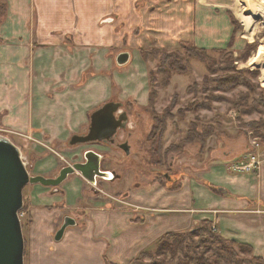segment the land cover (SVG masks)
Returning a JSON list of instances; mask_svg holds the SVG:
<instances>
[{"label": "crops", "instance_id": "1", "mask_svg": "<svg viewBox=\"0 0 264 264\" xmlns=\"http://www.w3.org/2000/svg\"><path fill=\"white\" fill-rule=\"evenodd\" d=\"M2 1L0 133L25 161L34 157L28 161L31 175L54 177L76 162L68 155L80 158L89 150L101 157L100 169L113 175L93 185L73 174L58 187L34 184L23 193L29 214L25 264H130L166 233L186 232L203 220L264 262V138L256 136L255 170L235 169L251 150L244 132L217 142L211 134L209 150L198 148L191 173L176 188L152 180L128 191L121 189L115 168L134 154L132 139L141 132L135 110L128 112V153L113 143H70L87 132L90 114L107 101L148 109V58L142 51L176 50L182 42L206 50L241 48L235 21L252 29L243 7L235 0ZM122 52L129 62L118 66ZM126 67L131 73L123 79ZM122 195L130 204L116 200ZM66 217L75 223L56 241Z\"/></svg>", "mask_w": 264, "mask_h": 264}, {"label": "rangeland", "instance_id": "2", "mask_svg": "<svg viewBox=\"0 0 264 264\" xmlns=\"http://www.w3.org/2000/svg\"><path fill=\"white\" fill-rule=\"evenodd\" d=\"M250 1L253 4L257 3L259 13H256V6L253 9L248 5L249 1L235 0V6L240 5L244 8L245 14L251 15V31L247 32L240 20L236 23V29L243 44L239 49L227 48L222 49L221 52L208 51L206 62L187 58L184 55L185 51L181 48L158 49L161 53L164 51L167 54L175 51L180 53L187 69L185 73H175L169 69L170 77L166 83L164 81L166 74L160 71V68H164L159 59L152 57L150 51H145L147 52L146 58H148L143 59L147 66V83L154 96L152 106L148 105V109L141 111L137 110L130 101L122 103L127 112L135 110L138 116L137 126L141 130L139 135L132 139L134 154L120 159L122 166L116 165L115 168L120 175L118 180H121L122 190H132V184L136 183L140 186H150L152 180L157 181L159 185H177L183 175L191 173L193 163L199 157L196 153L200 145H202L200 152L204 153L209 150L206 143L211 134L217 142L224 136L232 139L236 133L244 132L250 138L248 139L251 140L250 143L253 141L259 143L256 136L264 135V57H256L259 50L264 52V0ZM246 35L252 37L251 40ZM230 63L244 71L242 76L252 87L241 84L226 91L216 88L214 79L232 73L223 69ZM127 67L121 69L123 79L131 73ZM213 95L222 98H213ZM199 103H206L210 108H201L198 106ZM200 110L207 111L200 112ZM244 110L247 111L243 112ZM157 119H163L165 123V129L159 139H157L159 130L155 125L153 131L151 128L152 122ZM249 123L258 126L251 128ZM196 131L201 132L202 137L206 136L205 140L202 137L200 140L201 135H197ZM152 134L156 135L155 139L152 138L153 140L149 139ZM137 141H141L139 149ZM28 157L26 158L28 161L34 160L31 154ZM67 158L75 159L76 162L82 160V156L79 158L68 155ZM28 161L25 162L29 171ZM67 162L70 163L68 159ZM169 180H172V183L168 184ZM32 187V184H28L23 193L28 195ZM24 199L23 194V201ZM116 200L130 204L129 198L123 195L116 197ZM23 205L25 207L24 202ZM28 217V211L25 209L20 215L23 236ZM198 226L200 224L194 227Z\"/></svg>", "mask_w": 264, "mask_h": 264}, {"label": "water", "instance_id": "3", "mask_svg": "<svg viewBox=\"0 0 264 264\" xmlns=\"http://www.w3.org/2000/svg\"><path fill=\"white\" fill-rule=\"evenodd\" d=\"M118 66L129 62V54L119 53L115 59ZM122 103L107 101L90 114L87 132L73 135L71 144L95 142L113 143L118 129H125L127 114L120 112ZM125 153L129 152L127 143L119 145ZM83 161L61 167L54 177L31 175L27 170L21 151L8 137L0 134V264H24L25 240L19 212L23 208V189L28 184L46 187L60 186L70 175L80 174L91 184L96 178L112 179L111 172L100 169L101 157L92 150L85 151ZM71 217H66L56 231L54 239L59 241L66 228L74 225Z\"/></svg>", "mask_w": 264, "mask_h": 264}, {"label": "trees", "instance_id": "4", "mask_svg": "<svg viewBox=\"0 0 264 264\" xmlns=\"http://www.w3.org/2000/svg\"><path fill=\"white\" fill-rule=\"evenodd\" d=\"M5 11L6 4L0 0V18L4 16ZM236 23L237 22L235 21V28ZM246 37L250 40L252 38L249 35H246ZM180 48L185 51L184 55L187 58L198 59L201 62L207 61L206 56L208 51H222L220 49H201L190 43L184 42L181 43ZM142 53L143 57L146 58L147 52L142 51ZM149 53L152 57L159 59V62L163 66L164 69L160 68V71L166 74V79L164 80L165 83L168 82L170 77L168 72L169 69L175 73L187 72L180 53L176 51L168 54L165 53V51L161 53L158 49H152ZM262 57H264V52L259 50L256 58ZM223 69L232 73H228L214 79L216 88L219 90L226 91L241 84L252 87V85L248 84L242 76L244 71L234 64L230 63L229 66H226ZM153 96L154 93L151 91L149 96V106H152ZM213 98L220 99L222 97L213 95ZM207 99L209 100L210 98ZM198 106L206 109L210 108L206 103H199ZM246 111L247 110H244L243 112ZM152 124V131L155 126L156 129L159 130V134L157 135V139H159L165 129V123L163 119H157V121L152 122ZM249 126L251 128H256L258 125L256 126L253 123H249ZM197 135L200 136L201 140V137L203 136L202 133L199 132ZM155 136L156 135L152 134V137L150 136L149 139L153 140L152 138ZM258 136L262 139L264 138L263 134H258ZM205 137H202V139L205 140ZM201 146L202 145H200V149ZM169 183H172V180H169L168 184ZM177 186L178 184L170 187L176 188ZM24 210L25 207L23 205L20 212H23ZM107 264L111 263L107 262ZM130 264H264V262L260 257L252 255L251 249L248 245L239 244L222 238L213 230L212 224L209 220H203L200 223V226L194 227L186 232L166 233L160 237L152 247L141 251Z\"/></svg>", "mask_w": 264, "mask_h": 264}, {"label": "built area", "instance_id": "5", "mask_svg": "<svg viewBox=\"0 0 264 264\" xmlns=\"http://www.w3.org/2000/svg\"><path fill=\"white\" fill-rule=\"evenodd\" d=\"M0 134L5 135L4 131H2ZM258 147H259V143L253 141L251 143V148H250L251 150L247 154V159L245 161L240 162V164L237 165L235 167V169L236 170H240V171L255 170L259 166L260 161L257 158L256 153L253 151V148L256 149ZM23 160L25 161L24 158H23ZM99 192L103 193V190L100 189ZM21 214H22V212H21ZM21 214H19V217H20Z\"/></svg>", "mask_w": 264, "mask_h": 264}, {"label": "flooded vegetation", "instance_id": "6", "mask_svg": "<svg viewBox=\"0 0 264 264\" xmlns=\"http://www.w3.org/2000/svg\"><path fill=\"white\" fill-rule=\"evenodd\" d=\"M121 110V111H120ZM120 112H125L126 114H127V117L129 116V114H128V112L125 110V109H123V106H121V108H120ZM129 119V118H128ZM128 119H127V122H126V127H125V129L123 130H121V129H118L117 130V132H116V134L114 135V137H113V139H114V142H113V144L116 146V147H119V145H121V144H123V143H127V145L129 146V144H128V142H129V139L131 138L130 136H131V131L129 130V122H128ZM120 134H122L123 135V138H122V140H119L118 141V136L120 135ZM120 148V147H119ZM121 149V148H120ZM122 150V149H121ZM122 151H124V150H122ZM83 161V160H82ZM100 164H101V162H100Z\"/></svg>", "mask_w": 264, "mask_h": 264}, {"label": "bare ground", "instance_id": "7", "mask_svg": "<svg viewBox=\"0 0 264 264\" xmlns=\"http://www.w3.org/2000/svg\"><path fill=\"white\" fill-rule=\"evenodd\" d=\"M256 1H257V0H256ZM257 7H258V6H257V3H256V13H259Z\"/></svg>", "mask_w": 264, "mask_h": 264}]
</instances>
